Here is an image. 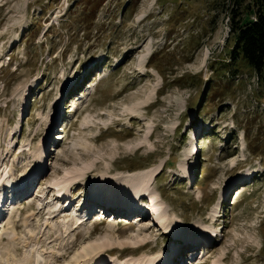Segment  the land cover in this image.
Here are the masks:
<instances>
[{
	"label": "rangeland",
	"instance_id": "374dc122",
	"mask_svg": "<svg viewBox=\"0 0 264 264\" xmlns=\"http://www.w3.org/2000/svg\"><path fill=\"white\" fill-rule=\"evenodd\" d=\"M261 2L0 0V264H83L98 247L103 264V252L166 264L172 249L170 264H264V92L242 59L228 63L231 15L251 20ZM84 167L53 219L48 187ZM149 169L159 173L136 196L157 204L167 234L134 214L98 216L95 202L75 226L88 187L105 208L129 206L137 198L121 194L135 187L118 183ZM20 181L27 197L10 201ZM135 235L145 246L126 243ZM194 242L206 245L190 256Z\"/></svg>",
	"mask_w": 264,
	"mask_h": 264
},
{
	"label": "bare ground",
	"instance_id": "6f19581e",
	"mask_svg": "<svg viewBox=\"0 0 264 264\" xmlns=\"http://www.w3.org/2000/svg\"><path fill=\"white\" fill-rule=\"evenodd\" d=\"M49 133V132H48ZM47 136H48V134H47ZM38 161V163H37V168H33V173H32V175H31V177H33L34 175V177L32 178V179H34L35 177H36V175L39 173V171L41 170V169H43V167L42 166H40V164L43 162V161H40L39 162V160H37ZM35 166V167H36ZM86 167H88V166H86ZM86 167H84V168H82V169H72L71 170V172L69 171V172H67L66 173V176H64V178H60L58 181L56 180V183H52V185L51 186H49L48 187V189H49V191H51V189L52 188H54L55 190V195L57 196V197H60V198H63V199H65V198H67L68 200H70L69 198H70V196H71V192H72V187H74L75 185H71V183H73V182H76L80 177H81V175H83V174H76V173H81V172H86L88 169H86ZM41 172V171H40ZM5 173V172H4ZM71 173V174H70ZM75 174H76V176H75ZM154 174H155V170L153 169H149V170H147L146 172H144V173H136V174H132V175H128V180H124V181H122V182H119L118 184H119V186L121 187V188H124V186H129L130 184V186H133V187H135L134 189V191L130 194L128 191L126 192V191H124L123 192V194H121V196L122 197H127V198H138V196H136L137 194H138V192H140V191H146L147 190V188H148V184H150V182H151V180H152V177L154 176ZM9 177V176H8ZM7 177V178H8ZM243 178H245V179H247L248 177H246V176H244ZM5 179H6V177H5ZM108 177L107 178H105V176L103 177V179L102 180H104V181H101L100 182V184H101V187L102 188H106V190L104 191V190H102L103 191V193H106V194H109V192H111V190L112 189H114V183L113 184H111V182H108ZM25 180V179H24ZM112 181V180H111ZM30 181H28V183L27 184H23V182L22 181H20L19 182V187H23V186H25V187H23L24 188V191L27 189V187L28 186H31V184H32V182H30ZM106 182H107V184L108 185H106ZM7 184H8V181H6V180H2L1 181V189H5L4 187L5 186H7ZM23 184V185H22ZM29 184V185H28ZM28 185V186H27ZM77 185H80V184H77ZM70 186V188H69V191H67V192H65L66 191V189H67V187H69ZM81 187V186H80ZM23 188L21 189L22 191H23ZM99 188V187H98ZM88 189L90 190V192H91V187H88ZM20 190V189H19ZM19 190H17V191H19ZM17 191H15V192H17ZM75 191H78V189H76ZM97 192H99L100 190H96ZM144 192H142V193H144ZM92 193V192H91ZM141 193V194H142ZM96 194V193H95ZM98 194V193H97ZM99 195V194H98ZM104 196H106V197H109V198H115V197H110V196H108V195H103V197ZM37 198H41V196H36ZM98 197H100V196H98ZM141 197H142V195H141ZM1 198L2 197H0V202H2V200H1ZM46 198V197H45ZM90 196H88V198L87 199H85L84 201H83V203L80 205V208H79V211H78V213H76V214H74V216H73V219H75V221L74 222H76V225L75 226H79V225H81V224H84L86 221H89L90 219H88V220H86V219H82V216H81V212H83V211H85V210H87V208H88V206H89V204L91 203V202H93V200H90ZM51 199H53L52 201H51V204H55V206L53 207V208H51V214H52V218L54 219H56V218H59V216H60V214L62 215V216H64V215H66V214H68V209H69V206H71V201H67V200H64L63 202L62 201H59V200H57V198L56 197H53V198H51ZM116 199H118V198H116ZM118 200H121V201H125V203L127 202V203H129L128 201H126L125 200V198L124 199H118ZM150 200V204H149V206H148V208L147 209H150L151 211H153V212H155V214H157L156 215V217L157 216H159V211L157 212V208H154L153 206H155V207H158L157 206V204L155 203V202H152V199H149ZM66 201H67V203H69V205H67L66 206V208L64 209V208H60V206L58 205L59 204V202H61V204H64V203H66ZM103 201H105V200H103ZM47 202H49V201H47ZM46 202V203H47ZM107 202V201H106ZM94 203V202H93ZM151 203L153 204V205H151ZM107 204V203H106ZM48 205V204H47ZM46 204L45 205H43V204H41V206H39L38 208H37V210L39 211V212H42L44 209H45V207L47 206ZM96 205H100V204H96ZM150 205H151V208H150ZM143 205H142V203H140V201L138 200V199H136V203L135 204H131V205H126L125 204V206H123V207H125L127 210H125V211H123V214H126L125 212H128L129 210H133V207H138V208H140V207H142ZM0 208H1V204H0ZM67 209V210H66ZM108 210V209H107ZM159 210V209H158ZM1 211V210H0ZM120 212V208H119V206H117L116 208H115V210L114 209H112V213H114V214H118L117 212ZM140 213H141V211H140ZM147 213H150L148 210H147ZM216 211H214V213H212V215H211V217H209L208 219H209V223H212V225L213 226H215L216 225V223H218L219 222V220H216V219H214V217H215V215H216ZM86 214V213H85ZM142 214V213H141ZM78 216L79 217H81V219L80 218H78ZM140 217L139 216H136L135 217V220L137 221V220H139V221H137V226H140V227H144V228H146V229H149V230H161L160 229V224L162 225V228H164V229H162L163 230V232L162 233H164V234H167V232H165V226H164V216L162 215V213L160 214V216L158 217V219H156L155 218V221H156V223H157V225L159 226H157L156 224H154L153 223V220H149V218H147V219H144V218H146L145 216H143L141 219H139ZM213 218V219H212ZM80 220H82L81 222H80ZM175 222V224L171 227V229H174V230H176V229H180V225L178 224V222H176V221H174ZM147 223V224H146ZM153 223V224H152ZM74 224V223H73ZM144 224H146L145 226H142V225H144ZM154 226H157V229H155L154 228ZM171 232L173 233V231L171 230ZM139 233V232H138ZM170 233V232H169ZM220 234H221V231H220ZM90 235V234H89ZM135 237V242H133L132 240L131 241H128V242H126V243H128V244H130V245H132V246H135V243H139L140 245H142V246H145V240L142 238L143 236H140V235H135L134 236ZM213 238V237H212ZM175 239H180V238H175ZM190 242V241H189ZM209 242V241H208ZM190 244V243H189ZM192 249L193 250H197L198 249V247H200V246H203V243H201V242H194V243H192ZM190 247V246H189ZM134 251H133V253L134 252H136V248H132ZM145 250V249H144ZM144 250H141L137 255H135V256H139L140 254L142 255V253L141 252H143ZM112 251V250H111ZM172 251H173V249L171 250V252L170 253H168V257H167V261H166V264H170L169 263V260H170V258L172 257ZM179 251V250H178ZM174 252V251H173ZM190 252H192V251H190ZM209 252H212L211 250L209 251ZM94 254H91L92 256L91 257H89L88 259V262H86V263H83V264H103V262L100 260L101 259V255H102V249L101 248H96V249H94V252H93ZM103 253H105V254H108L109 256H106V257H108L107 259V261H106V263L105 264H107V263H110V264H123L122 262H124V261H122V259H119V258H114V254H109L108 252H103ZM131 253H132V250H131ZM86 256H89V255H87V253L85 254ZM149 255H151V254H149ZM95 256V257H94ZM142 256H144V255H142ZM37 258H40L41 256H39V255H37L36 256ZM220 259H221V257H220ZM217 261H219V259H217ZM216 260H215V262H214V264H221L220 262H217ZM78 262V261H77ZM76 262V263H77ZM157 262H158V260L156 259H154V261H152V262H144V263H135V264H157ZM162 262L163 261H161V262H159V264H162ZM35 263L36 264H39L38 263V260H36L35 261Z\"/></svg>",
	"mask_w": 264,
	"mask_h": 264
},
{
	"label": "trees",
	"instance_id": "16d2710c",
	"mask_svg": "<svg viewBox=\"0 0 264 264\" xmlns=\"http://www.w3.org/2000/svg\"><path fill=\"white\" fill-rule=\"evenodd\" d=\"M230 19L229 35L234 40L228 63H237L242 59L255 74L260 90L264 92V2L258 5L253 19L242 22L235 12Z\"/></svg>",
	"mask_w": 264,
	"mask_h": 264
}]
</instances>
